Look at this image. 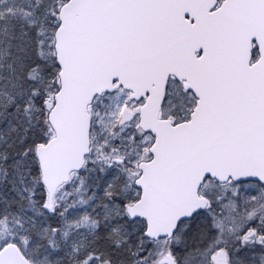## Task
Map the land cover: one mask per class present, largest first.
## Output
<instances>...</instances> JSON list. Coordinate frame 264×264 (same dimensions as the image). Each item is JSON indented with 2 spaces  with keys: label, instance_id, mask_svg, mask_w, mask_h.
<instances>
[{
  "label": "snow or ice",
  "instance_id": "snow-or-ice-1",
  "mask_svg": "<svg viewBox=\"0 0 264 264\" xmlns=\"http://www.w3.org/2000/svg\"><path fill=\"white\" fill-rule=\"evenodd\" d=\"M0 264H264V0H0Z\"/></svg>",
  "mask_w": 264,
  "mask_h": 264
}]
</instances>
